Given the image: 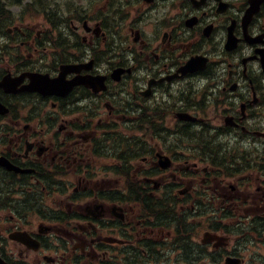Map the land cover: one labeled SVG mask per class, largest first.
<instances>
[{
  "label": "flooded vegetation",
  "instance_id": "obj_1",
  "mask_svg": "<svg viewBox=\"0 0 264 264\" xmlns=\"http://www.w3.org/2000/svg\"><path fill=\"white\" fill-rule=\"evenodd\" d=\"M64 1L0 28V264H264V0Z\"/></svg>",
  "mask_w": 264,
  "mask_h": 264
},
{
  "label": "rangeland",
  "instance_id": "obj_2",
  "mask_svg": "<svg viewBox=\"0 0 264 264\" xmlns=\"http://www.w3.org/2000/svg\"><path fill=\"white\" fill-rule=\"evenodd\" d=\"M20 3H19V5H16L14 2H13V0H7V2H8V10L10 11V12H12L13 14H15L16 15V13L17 12H19V10H20V8L21 7H24L30 0H18ZM53 1V0H52ZM64 2H66V0L64 1ZM97 15V14H96ZM16 19H17V21L19 20V18L18 17H21V16H18V14L16 15ZM27 23V20H26V18H24L23 20H20L19 22H16V24H14L13 26H9L8 28L9 29H13L14 27H17V26H19V24H26ZM32 24H33V26L32 25H30V28H32V29H35L36 31H38V30H40V26L42 25V24H44V23H42V21L41 20H39L38 18H37V20H34L33 22H32ZM26 26V25H25ZM8 28H4V30H6V29H8ZM172 119V118H171Z\"/></svg>",
  "mask_w": 264,
  "mask_h": 264
},
{
  "label": "trees",
  "instance_id": "obj_3",
  "mask_svg": "<svg viewBox=\"0 0 264 264\" xmlns=\"http://www.w3.org/2000/svg\"><path fill=\"white\" fill-rule=\"evenodd\" d=\"M0 12L5 15L4 19H6V23H10V21H12L11 16L8 14L9 12L6 11L1 4H0Z\"/></svg>",
  "mask_w": 264,
  "mask_h": 264
},
{
  "label": "water",
  "instance_id": "obj_4",
  "mask_svg": "<svg viewBox=\"0 0 264 264\" xmlns=\"http://www.w3.org/2000/svg\"><path fill=\"white\" fill-rule=\"evenodd\" d=\"M80 81H82V80H80ZM47 83H48V82H47ZM54 84H55V81L52 82V85L49 84V85H48V88L51 87L50 89H52V88L55 86ZM71 84H72V82H71ZM56 89H57V90L55 91V94H60V93H61V88H56ZM0 109H2L1 106H0ZM3 110H5V109H2V111H3Z\"/></svg>",
  "mask_w": 264,
  "mask_h": 264
}]
</instances>
